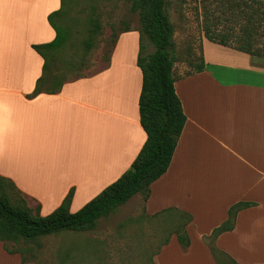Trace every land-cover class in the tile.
I'll use <instances>...</instances> for the list:
<instances>
[{
    "label": "crops",
    "instance_id": "0c3cea01",
    "mask_svg": "<svg viewBox=\"0 0 264 264\" xmlns=\"http://www.w3.org/2000/svg\"><path fill=\"white\" fill-rule=\"evenodd\" d=\"M60 5L0 0V176L39 205L41 215L70 189L68 209L79 210L129 168L146 139L136 27L117 32L101 70L64 82L59 92L28 96L43 65L32 45L54 39L48 15ZM200 55L203 68L188 75H177L174 63L186 121L167 170L143 201L147 217L166 208L190 213V242L183 248L172 233L154 261L217 264L202 236L227 218L230 205L250 201L254 205L239 210L233 228L214 244L236 264H264V55L204 35ZM0 264H22V255L7 252L0 241Z\"/></svg>",
    "mask_w": 264,
    "mask_h": 264
},
{
    "label": "trees",
    "instance_id": "16d2710c",
    "mask_svg": "<svg viewBox=\"0 0 264 264\" xmlns=\"http://www.w3.org/2000/svg\"><path fill=\"white\" fill-rule=\"evenodd\" d=\"M199 2L204 10L202 28L204 37L239 51L264 55V43L263 47L254 48L255 41L257 42L256 36L261 33L260 28L264 32V0H199ZM212 4H215L214 10L209 8ZM168 5V0H131L130 4V10L138 13L140 23L137 65L142 73V82L138 111L140 125L146 133V139L131 165L76 212H70L68 209L73 195V190L70 189L61 203L47 215L39 213V205L33 209L23 198L19 196L12 198L6 192L2 181L11 183L18 194L22 195L21 192L12 181L0 176V241L3 242L7 252H19L7 248L4 242L7 240L34 241L40 236L62 230L92 229L99 218L114 212L133 195L143 193L145 200L149 194L150 184L167 170L186 121L181 101L174 87L177 77L173 74V66L177 58L174 55V26L169 18ZM66 10L65 1L61 0L60 8L48 15V21L55 30L54 39L47 43L32 45L42 56L43 65L41 76L36 80L29 97L40 92H59L63 83L67 82L51 70L53 53L62 47L66 39V31L56 23V18ZM215 10L219 12L215 13ZM220 23L227 25L223 29H217L215 26ZM97 28L99 25L95 23L94 29ZM128 28L125 27L123 30ZM234 28L238 29L235 35L232 32ZM112 35L114 44L117 33L113 28ZM142 35L153 45L152 51H144ZM230 42L232 45L229 44ZM87 46L91 48V40L87 41ZM198 56V63L190 64V66L194 65L193 68L184 75L203 68L200 44ZM106 60L108 64L109 55ZM252 205L254 202L250 201L233 203L228 208L227 218L214 227L209 235L202 236V240L214 257L216 252H220L214 244L215 238L220 233L233 228L239 210ZM171 210L172 208H166L160 214L163 215ZM177 212L182 214L183 220L175 225L173 233L179 244L186 248L190 238L185 226L192 220V216L188 212ZM167 241L168 239L164 244Z\"/></svg>",
    "mask_w": 264,
    "mask_h": 264
},
{
    "label": "rangeland",
    "instance_id": "374dc122",
    "mask_svg": "<svg viewBox=\"0 0 264 264\" xmlns=\"http://www.w3.org/2000/svg\"><path fill=\"white\" fill-rule=\"evenodd\" d=\"M66 12L56 18L65 29L66 39L53 53L51 70L65 81L96 73L107 64L115 33L125 27L140 28L137 12L130 10L131 0H64ZM168 14L174 26V55L184 74L199 61V44L203 35L204 10L199 0H168ZM215 8V4L209 6ZM219 11L215 10V13ZM97 23L99 28L94 29ZM227 23L217 24L223 29ZM257 35L255 47H263L264 32ZM233 34L238 29H233ZM262 34V35H261ZM143 36L146 52L153 45ZM262 36V37H260ZM92 46H87V41ZM230 42L229 44H231ZM185 65L188 69H184ZM12 198H23L27 205L36 204L16 192L8 181H2ZM114 212L99 218L95 227L83 231L62 230L36 238L34 241H4L7 248L22 254V264H155L154 257L162 244L183 220L179 212H168L155 218L143 211L144 194L133 195ZM4 245V244H3ZM218 264H236L220 252Z\"/></svg>",
    "mask_w": 264,
    "mask_h": 264
}]
</instances>
